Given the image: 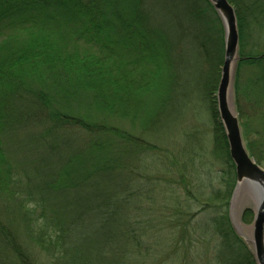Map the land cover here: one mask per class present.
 Returning <instances> with one entry per match:
<instances>
[{
	"label": "trees",
	"instance_id": "obj_1",
	"mask_svg": "<svg viewBox=\"0 0 264 264\" xmlns=\"http://www.w3.org/2000/svg\"><path fill=\"white\" fill-rule=\"evenodd\" d=\"M229 2L240 36L235 106L264 167V0ZM223 61L224 28L208 0H0V264L173 261L191 248L196 203L212 214L197 233L221 238L219 257L254 263L229 215L236 172L214 96ZM182 87L211 101L225 190L200 180L197 195L192 174L185 180L193 159L177 162L147 135L160 133ZM28 146L38 155L18 164L14 153Z\"/></svg>",
	"mask_w": 264,
	"mask_h": 264
},
{
	"label": "rangeland",
	"instance_id": "obj_2",
	"mask_svg": "<svg viewBox=\"0 0 264 264\" xmlns=\"http://www.w3.org/2000/svg\"><path fill=\"white\" fill-rule=\"evenodd\" d=\"M176 26V25H175ZM178 36V35H177ZM188 44V40L186 41ZM185 42H183L184 44ZM184 54L187 55L186 63L184 64V72L183 74L185 77H188L189 74V80L190 83L188 84V88L192 84V76L193 73L190 71L189 66L192 65V56L193 52L184 51ZM185 58V57H184ZM220 74H221V68H220ZM187 78V79H188ZM220 80V78H219ZM217 90L215 91V98H216ZM173 97L172 100L169 103L166 104L165 109H163V112L161 114V118L156 124L163 123L164 126L162 127V130L160 133H156L152 136V134L149 135L152 139H158L159 146L163 147L168 151L171 150V155L176 160L175 156H178V161L185 162L186 165H188L187 161L190 162V160H187L188 158H192L193 161H191L188 165V173L185 180L187 182H190V173L192 174V182L195 186V192L198 195V185H200V180H203L204 183L207 185V187H211V192L220 190L222 188L223 190L226 189L225 184L222 182V173L225 169L226 165L223 160L218 159L215 154V146H214V122L212 118V104L211 101L208 100L205 96V93H203V90L200 91L199 89H193L192 92H188V90L184 87L177 88L172 92ZM158 97V96H157ZM162 99H166L163 97ZM159 102V101H156ZM234 93L231 94V103L234 104ZM141 120V118H140ZM142 122V120H141ZM132 127L131 130H135L134 125L130 124ZM138 127V125H137ZM140 137H145V133L141 131L139 134ZM153 139V140H154ZM196 147V148H194ZM195 150H194V149ZM168 151V152H169ZM38 149L35 146H28L24 147L20 150L19 153L15 152L14 156L15 161L19 164L20 162L25 163V161H29L38 155ZM180 157V158H179ZM177 161V160H176ZM177 161V162H178ZM179 162V163H180ZM195 164V165H194ZM163 169V168H162ZM173 170L176 171L175 168ZM177 172L179 173V168H177ZM176 172L172 171V175H176ZM180 174L178 175V179H180ZM167 179H164V181ZM183 183V181H181ZM164 192L160 195V197H163L162 200H164V194H169L167 187H163ZM180 191V190H179ZM179 191L177 192L178 201L180 203L182 202V205L185 204V199L181 195H179ZM170 195V194H169ZM193 198V196H192ZM231 201V200H230ZM189 201L187 200L186 204L188 205ZM186 207V206H185ZM203 206L200 203L193 204L191 208V214H195V217L192 220V224L190 225V230L193 228L199 230H205L204 226L206 225V219H208L207 215L210 217L212 216L209 212H203L200 211V208L202 209ZM184 209H187L184 208ZM246 209L252 210L251 205L246 202V200L243 198L241 199V202L239 201L235 205L234 210V225L239 228V225L246 224L249 225L252 223L254 218V212L252 210V217L251 222L245 223L243 221L244 211ZM199 211V212H198ZM214 215V213H213ZM204 216V218H202ZM202 218V219H200ZM234 228V227H233ZM182 229L177 228L178 233H180ZM235 230V229H234ZM196 232V235H194V240L192 243L187 242V244L191 247L188 252H180V253H174L175 257L173 256V261H170L169 259L164 256L160 261L159 264H232L231 261H229L228 258H222L219 257L220 248H221V238H219L217 235H213L212 233H207L206 235L202 234V231L199 233ZM236 231V230H235ZM237 232V231H236ZM238 233V232H237ZM246 247L249 249V251L252 254V244L250 242H247L246 240H243ZM192 245V246H191ZM175 249V247H174ZM177 251V249H176ZM253 256V254H252ZM254 258V256H253ZM168 260V261H167ZM146 264H156V259L147 258ZM249 264V263H246ZM256 264L255 259L254 263Z\"/></svg>",
	"mask_w": 264,
	"mask_h": 264
},
{
	"label": "water",
	"instance_id": "obj_3",
	"mask_svg": "<svg viewBox=\"0 0 264 264\" xmlns=\"http://www.w3.org/2000/svg\"><path fill=\"white\" fill-rule=\"evenodd\" d=\"M217 12L224 28V61L217 87L216 103L229 146V154L235 165L236 186L233 191L229 215L234 222L235 205L243 198L254 212L251 224L232 223L242 240L252 244L256 264H264V167L250 156L243 137L236 106L232 105L237 63L240 60V36L235 7L229 0H208ZM235 104V102H234Z\"/></svg>",
	"mask_w": 264,
	"mask_h": 264
},
{
	"label": "bare ground",
	"instance_id": "obj_4",
	"mask_svg": "<svg viewBox=\"0 0 264 264\" xmlns=\"http://www.w3.org/2000/svg\"><path fill=\"white\" fill-rule=\"evenodd\" d=\"M231 102V101H230Z\"/></svg>",
	"mask_w": 264,
	"mask_h": 264
}]
</instances>
